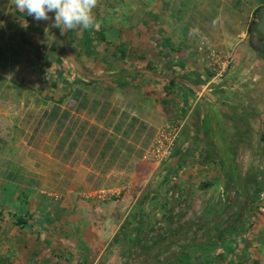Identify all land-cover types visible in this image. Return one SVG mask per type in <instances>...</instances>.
<instances>
[{"label":"crops","instance_id":"1","mask_svg":"<svg viewBox=\"0 0 264 264\" xmlns=\"http://www.w3.org/2000/svg\"><path fill=\"white\" fill-rule=\"evenodd\" d=\"M262 6L96 0L87 55L83 28L61 34L52 13L36 21L0 0V135L23 152L0 153V226L24 231L25 264H157L175 226H187L172 242L191 264H264V128L248 124L245 94L264 85L249 78L264 67L249 32ZM60 34L67 61L56 63L46 55ZM174 122L175 150L154 162Z\"/></svg>","mask_w":264,"mask_h":264},{"label":"rangeland","instance_id":"2","mask_svg":"<svg viewBox=\"0 0 264 264\" xmlns=\"http://www.w3.org/2000/svg\"><path fill=\"white\" fill-rule=\"evenodd\" d=\"M78 33H80V31ZM47 40H48V42L50 41L49 36H48ZM77 40L78 39H76V37L74 36V39L71 41V45L74 48L78 46ZM57 43H58V45H57L58 49H60L59 52L63 53L64 44H63V41L61 38V34L59 36ZM52 47H53V45H52ZM48 49L50 50V48H48ZM51 55L52 54L49 53L46 56L49 59L54 60V57H52ZM77 56L79 57V55H77ZM77 59H79V58H77ZM65 61H67V60L65 59ZM77 61H79V60H77ZM86 61H89V60H86ZM92 62L104 64V65H106L107 68H112L115 64L119 63V58L117 59L114 56L113 60L109 59V61L106 62L105 60H102L101 58L95 56L94 61H92ZM123 72H127V70H119L110 76L115 77L117 74L123 73ZM99 73H100L99 75L104 76V75H106V73H109V70H102ZM255 73L257 76V80H258L257 85L264 83V67L254 66V71L251 72V75L249 78L250 79L254 78ZM94 74H96V73H94ZM76 75H78L80 78L86 77L84 74H82L80 72H76ZM247 90H248V92H247ZM28 91H29L28 92L29 93L28 98L31 100V102H33V96H32L33 95V89L28 88ZM246 93H247L248 97L250 98V102H251L252 107H254V110H255V111H252L251 121H249L248 124H250V127L252 128V130L254 132L262 133L261 129L264 128V102L262 101L264 99V98H262L264 96V85L262 87H258V86L252 87L251 89L246 88L245 94ZM258 117H259V119H258ZM31 120L32 119L30 117L26 126H28L29 121L31 122ZM178 124H180V123H178V122L172 123V125L179 126ZM180 130H181V128L178 129V134H177V137H176L175 142H174L173 151L175 150ZM262 134H264V132ZM259 136L261 137L260 134H259ZM5 149H8V150H5ZM7 151H8V153H6ZM0 153L6 157L14 158V162H18L19 158L23 154L22 151L21 152L14 151L11 148V146L7 144L6 135H0ZM256 170H257L256 168L250 169V172H251L250 177H252V175L254 176V172ZM261 207H264V206H261ZM5 217H6L5 215L2 218L0 217V221L4 220ZM7 222H8L7 225H10L9 221H7ZM15 224L18 225L17 220L15 221L14 225ZM2 225H4V226H0V264H25L24 263L25 255H23L22 249H21V245H22L21 241H23V237L25 236L24 231L21 230V227L19 228V227H15V226H6V224H2ZM181 227L186 228L187 226H175L177 231L172 232L170 235L171 245L169 246L168 250H166V252L162 256H164L168 259H172V260L179 258L180 249L177 248L176 244L173 245L172 241L173 240L179 241L181 239H185L188 237L187 231H184V232L178 231V229ZM57 257H58V255H57Z\"/></svg>","mask_w":264,"mask_h":264},{"label":"clouds","instance_id":"3","mask_svg":"<svg viewBox=\"0 0 264 264\" xmlns=\"http://www.w3.org/2000/svg\"><path fill=\"white\" fill-rule=\"evenodd\" d=\"M17 11L36 21H46L53 14V27L61 34L75 28L88 29L94 25L92 9L96 0H14Z\"/></svg>","mask_w":264,"mask_h":264},{"label":"built area","instance_id":"4","mask_svg":"<svg viewBox=\"0 0 264 264\" xmlns=\"http://www.w3.org/2000/svg\"><path fill=\"white\" fill-rule=\"evenodd\" d=\"M179 126L172 125L160 131L158 138L153 144L151 159L157 163H164L173 153L174 142L178 134ZM259 211L264 213V207Z\"/></svg>","mask_w":264,"mask_h":264},{"label":"water","instance_id":"5","mask_svg":"<svg viewBox=\"0 0 264 264\" xmlns=\"http://www.w3.org/2000/svg\"><path fill=\"white\" fill-rule=\"evenodd\" d=\"M250 43L252 47L264 55V6H262L255 14V23L252 26V33H250ZM76 70L87 77L93 78L88 74L74 56L71 55Z\"/></svg>","mask_w":264,"mask_h":264},{"label":"trees","instance_id":"6","mask_svg":"<svg viewBox=\"0 0 264 264\" xmlns=\"http://www.w3.org/2000/svg\"><path fill=\"white\" fill-rule=\"evenodd\" d=\"M254 19H255V14H254ZM255 23V20L252 21L250 23V27H249V32L252 33V26L254 25ZM90 45H91V41H90V38H89V35H88V30L87 29H83V35H82V38L80 40V46L83 48V49H88L86 50V54L87 55H91L93 54V52L89 51V48H90ZM263 59H264V55L261 54V53H258ZM52 57H54V61L56 63H61L63 59H65V56L60 52L58 55L56 56H53V54L51 55ZM78 58V56H77ZM123 73H126V72H123ZM123 73H119L117 74V77H118V83L121 82L122 79H124V75ZM121 84V83H120ZM17 222L18 224H23V220L18 218L17 219ZM194 249V248H193ZM193 252V250H191ZM188 256H185V257H182V258H179V259H175V260H162V261H159L157 264H191L188 260ZM207 264H212L211 260H209V262Z\"/></svg>","mask_w":264,"mask_h":264}]
</instances>
